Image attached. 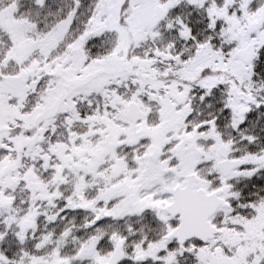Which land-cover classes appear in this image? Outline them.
<instances>
[{"label":"snow or ice","instance_id":"6c2138e0","mask_svg":"<svg viewBox=\"0 0 264 264\" xmlns=\"http://www.w3.org/2000/svg\"><path fill=\"white\" fill-rule=\"evenodd\" d=\"M0 264H264V0H0Z\"/></svg>","mask_w":264,"mask_h":264}]
</instances>
